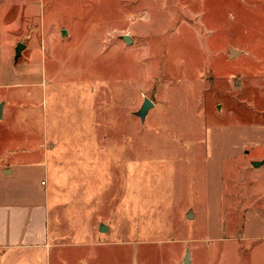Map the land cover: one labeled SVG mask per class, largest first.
<instances>
[{
    "label": "rangeland",
    "instance_id": "obj_1",
    "mask_svg": "<svg viewBox=\"0 0 264 264\" xmlns=\"http://www.w3.org/2000/svg\"><path fill=\"white\" fill-rule=\"evenodd\" d=\"M0 37V205L52 255L264 264V0H0Z\"/></svg>",
    "mask_w": 264,
    "mask_h": 264
},
{
    "label": "crops",
    "instance_id": "obj_2",
    "mask_svg": "<svg viewBox=\"0 0 264 264\" xmlns=\"http://www.w3.org/2000/svg\"><path fill=\"white\" fill-rule=\"evenodd\" d=\"M1 40L0 37V105L4 104V107L0 126L8 119V98L12 93L17 94L20 86L11 83L10 63L8 58L6 63L3 62ZM7 143V138L0 136V158L7 154ZM3 174L12 176L8 170H3ZM30 208L0 205V264H106V255H52L57 247L50 241L47 212L41 205ZM93 248L99 249V246ZM188 260L193 264L192 255Z\"/></svg>",
    "mask_w": 264,
    "mask_h": 264
},
{
    "label": "water",
    "instance_id": "obj_3",
    "mask_svg": "<svg viewBox=\"0 0 264 264\" xmlns=\"http://www.w3.org/2000/svg\"><path fill=\"white\" fill-rule=\"evenodd\" d=\"M122 41L125 43L126 46H130L132 44V41H131V39L129 37H123L122 38ZM25 50H26V47L24 45H18L16 47L15 57H14V64H17L19 62V60L22 57V53ZM236 54H237V52H232L231 51L230 58L233 57V56H235ZM3 107H4V104H1L0 105V121H1V114H2ZM153 108H154V104L151 101H149L148 99H145L144 100V103H143V106L141 108V111H140V113L138 115L142 123L145 122V119H146L147 114ZM263 166H264V162H262V163H254L253 164V168L256 169V170L260 169ZM188 259H189V255L186 258L185 264H189V260Z\"/></svg>",
    "mask_w": 264,
    "mask_h": 264
}]
</instances>
